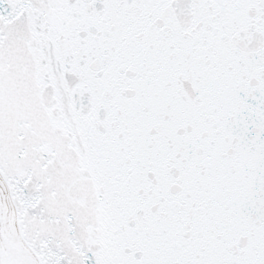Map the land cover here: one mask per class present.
<instances>
[{
  "label": "snow or ice",
  "instance_id": "obj_1",
  "mask_svg": "<svg viewBox=\"0 0 264 264\" xmlns=\"http://www.w3.org/2000/svg\"><path fill=\"white\" fill-rule=\"evenodd\" d=\"M0 264H264V0H0Z\"/></svg>",
  "mask_w": 264,
  "mask_h": 264
}]
</instances>
